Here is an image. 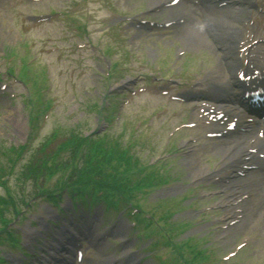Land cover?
Listing matches in <instances>:
<instances>
[{
	"label": "rangeland",
	"instance_id": "374dc122",
	"mask_svg": "<svg viewBox=\"0 0 264 264\" xmlns=\"http://www.w3.org/2000/svg\"><path fill=\"white\" fill-rule=\"evenodd\" d=\"M81 2L84 1L46 0L41 5L31 6V8L28 9V12H48L50 9H53L57 14L64 13L66 15L60 18L55 28L52 29L51 26H46L45 30H41L40 33L28 36V39L38 42L31 49L30 54H28L30 50H24V47L23 49L15 50V48L21 47L20 45L23 38L19 35L20 28L16 26L17 23L14 17L11 15L7 18L0 17L2 32L8 34V37L13 38L10 41L0 39V84L6 87L5 92L7 93V95L0 96V164L2 165L7 164V160H11L14 157L11 148H17L26 143L29 137L32 150H30L28 155H25L26 158L23 162L28 161L31 157V153L37 151V146L46 138H50L52 134L56 136L58 135L57 132H60V138L55 140V142L56 144H62L68 140H73L74 137L81 136L83 132L87 133L89 130L96 128V106L99 98L105 91L104 80L102 79L104 75H102V71L108 63L106 59L100 57V49H110V52L113 53V56L109 55L112 64L119 61L120 65L125 67L128 66V68L136 73H151L148 66H144V60L149 59V51L157 54L160 53V61L166 64V60H170V58L175 55L177 49L184 45L176 38V33L173 34L172 40L167 43H160L159 41L162 40L161 38L155 41V43L147 42L148 39L143 37L138 43L127 48L131 56H133V59L125 64L124 54L117 53L115 48L107 43V41L111 39V35L103 36L101 33L111 24L118 22L122 16L132 15L146 10L148 8L147 1L105 0V2H103L102 0H85L86 3ZM107 3L108 5H106ZM105 9H108L107 13ZM77 21L80 22L79 24H85L88 27V35L85 33L80 35V32L75 27ZM28 42H30V40H28ZM80 46L83 47L80 48ZM9 49L11 50L8 53L13 51L15 53L19 50V57L23 58L25 62L32 64L29 67V72L24 74V77L29 80V83H26L27 85L23 86L19 83H8V81H4L5 69L13 68L16 72L17 63L19 62L18 59H15L11 65L6 66V62H4L3 59L7 58V54L4 52ZM156 49L158 51H156ZM192 49L193 50H189V47H187V53L183 57L186 63L187 59L194 55V59L189 62L190 69L200 68L205 72L206 68H216L218 64L217 55L215 53H210L207 50V45L199 49ZM42 50L49 52V55L41 57ZM159 50L163 53L159 52ZM58 56H60L59 59ZM40 63L45 67L42 68ZM32 72H34V74H31ZM80 74H82V76H80ZM117 82H119V80H114L113 83L115 84ZM105 94H107L106 102L109 101L110 103H114L115 108H117L118 105L115 101H117L116 98L118 97L112 99L109 98V95H112L111 92H105ZM27 96L32 98L34 106H28L26 103ZM47 101L51 103L50 108L42 112V106L43 104L46 105ZM161 104L162 101L159 99L140 98L133 106L126 109L120 122L118 123L115 121L113 127L109 121L111 122L113 120L112 117L114 113L110 115L107 113V110L103 111L104 120H102V125L105 127L101 128L102 131H104L101 136L105 138L106 142H100V146L96 147L101 148H96L95 150L103 151L114 159L116 156L119 157L122 146L126 142L134 139L135 141H139L137 146L130 150L136 163H134V165L147 163L152 161L153 158H159L160 156H164L166 159L170 158L168 156L170 153L169 150H173L174 148L184 152L185 156L186 150L184 148L180 149V147L184 144L185 139L194 135L186 132L175 135L171 139L169 148L165 147L168 151L164 153V146L162 145L165 144L164 141L167 134L176 123L185 121L169 122L164 118H160L159 110L162 109L159 108L162 107ZM155 110L156 112L154 113ZM35 112H39L37 114L38 118H36L30 126L28 122L29 116H34ZM72 112H75V114L71 115ZM137 120H146L148 121V125L152 123L150 129H147L145 125L140 129L139 133H141L140 135H142L144 141L142 143H140L141 137H137V134L132 136L129 131ZM186 121H188V119H186ZM107 123L109 124L106 125ZM108 142L112 143L110 146L111 150L106 151L108 149ZM219 153H213L214 156H211L209 161L206 160V157L209 156L208 154H211V152H208L204 156L200 153L198 156L186 157L187 159L181 154L175 159V162H173V167L168 165L160 166V168L156 167V172L159 176H164L167 173L170 178L178 180L185 185L183 188L170 191V193L167 194H171L173 199H170L165 206H162L161 211L164 209L174 210L178 207L186 206L187 204H184V202H182L183 200L181 201L182 197L179 196H183L186 190L190 189L194 191L195 186H199L193 183L195 180L190 181L189 174L192 169L189 167L187 168V165L191 164L196 168L207 165L208 167H206L212 170L211 168L213 165L217 167L216 161L219 158ZM114 154H116V156H114ZM18 172L19 170L11 177L9 181L11 186H15V178ZM51 184L53 186L56 182L52 181ZM201 189L203 188H198L197 191H195L197 196L201 194L204 196L206 194V192L202 193ZM0 194H4L1 188ZM221 198L224 197L206 198L204 200L205 203L201 202L195 206L198 208L207 206L210 212L206 219H213L214 217L215 221L221 219L222 213L216 205ZM202 199H204V197ZM37 201L33 209L26 213L27 217L24 220L20 218L11 225V227L9 226L11 229L18 232L22 231V241L26 240L25 234L27 237L28 233L31 232L28 225L29 220H36L39 218V215L46 212L45 203L40 200ZM153 201L154 200L151 198H148L150 204H152ZM137 202L141 204L143 208L153 207V205L148 204L147 200L137 199ZM154 208L156 207H153V209ZM159 213L154 214L158 217ZM251 214L253 216H246L233 238L229 233L227 239L221 241L219 240V233L215 231L214 234L210 235L209 246L214 244V246H212V252L215 254L214 256L216 259L222 261V257L224 258L227 253L233 252L235 256L239 254L237 260H244V264H264V229L261 227L262 223H260V218L264 215H258L260 216V221L258 222V219L254 218V212ZM6 215L11 216L9 210H6ZM122 217L123 216L119 215V213L114 212L110 215L109 221L116 218L121 219L119 220L120 223L125 226V229L122 231V238L131 237L132 235H130L129 230L126 229V223ZM256 220L257 222L254 229H250L249 226L251 222ZM20 222H22L21 226ZM204 230L205 229L202 227L194 234L208 236V232L203 233ZM41 237L42 235H38L34 238V241L38 240L37 248L43 247L39 241ZM47 237L49 236L47 235L46 238ZM242 237H246V242H244L245 239L243 240ZM118 239L120 238H115V241L117 242ZM154 239L156 240L155 248L158 249L156 250V254L158 256L161 255V257L167 260L164 250L160 248L161 245L157 241L158 237L155 236ZM41 241H43V239ZM239 242L245 244L241 249L235 248ZM130 245H132V250L135 251L134 254L144 256L145 261L143 264H157V255H154L151 259L145 258L147 255L143 253V251L149 245L147 239L138 241L132 236ZM37 248L35 256L33 257L44 255V253L41 252L39 254ZM103 249L101 258H99L102 260L105 258L104 254L106 251L105 247ZM0 251H2L1 248ZM224 252L226 253L224 254ZM110 254L114 255L115 250L111 249ZM97 261L98 258L94 259L90 264H97Z\"/></svg>",
	"mask_w": 264,
	"mask_h": 264
},
{
	"label": "bare ground",
	"instance_id": "6f19581e",
	"mask_svg": "<svg viewBox=\"0 0 264 264\" xmlns=\"http://www.w3.org/2000/svg\"><path fill=\"white\" fill-rule=\"evenodd\" d=\"M146 1H147L148 7H152V6L159 4L160 2L164 0H146ZM241 11L242 10L228 9L227 11L228 15L223 17L218 12H214L209 9H206L205 14H204V27L202 29H199L196 25L194 26L191 23H187L183 28L180 29V32L178 33L177 37L181 39L182 41H184L188 46H190V48L199 49L200 47H204L205 45L202 43V41H204V39L208 37L210 34H213L219 39V37H221L224 33L223 32L224 27L228 30L231 29V22L226 20L228 19L227 17L230 16L233 19H238ZM1 27L2 25L0 23V39L1 40L6 39L8 41L12 40L13 39L12 37H8V34L2 32ZM214 31H217V32H214ZM207 50L212 52V50H210L209 48H207ZM220 55L226 60H229L230 56H232V54L227 53V52H222L220 53ZM232 64L233 62L232 63L230 62L227 64L228 69L230 71L233 69ZM234 154L235 153H233L232 156ZM188 167L192 169L189 174L190 181L200 179L201 177L206 175V172H208L206 166H201V167L196 168L195 166L188 164L187 168ZM262 188L264 189V186ZM263 210H264V205H263ZM251 213L253 212L248 213L250 217L253 216ZM242 223L238 226H235L229 231L230 236L232 238L234 234L236 233V231L239 230L238 228L242 225ZM260 223H262L261 227L264 229V216H262ZM263 233H264V230H263Z\"/></svg>",
	"mask_w": 264,
	"mask_h": 264
},
{
	"label": "trees",
	"instance_id": "16d2710c",
	"mask_svg": "<svg viewBox=\"0 0 264 264\" xmlns=\"http://www.w3.org/2000/svg\"><path fill=\"white\" fill-rule=\"evenodd\" d=\"M46 143H47V141H45L44 143H43V145L45 146L44 147V149H47V147H48V145H46ZM56 145H58V144H56ZM44 151V150H43ZM43 153H46V152H43ZM50 153H52V151L50 152ZM39 161V160H38ZM36 158H34L30 163H28L27 165H25L24 167H23V172H27L28 170H32V168H33V166L34 165H36ZM34 163V164H33ZM39 167V165H37V168ZM1 205H2V203L0 204V207H1ZM3 211L1 210L0 211V214H3L2 213Z\"/></svg>",
	"mask_w": 264,
	"mask_h": 264
}]
</instances>
